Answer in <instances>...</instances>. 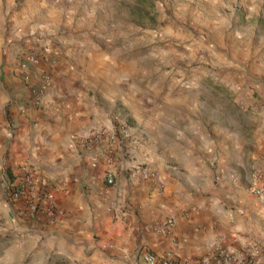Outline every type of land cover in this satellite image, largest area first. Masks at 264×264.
<instances>
[{"label": "crops", "instance_id": "1", "mask_svg": "<svg viewBox=\"0 0 264 264\" xmlns=\"http://www.w3.org/2000/svg\"><path fill=\"white\" fill-rule=\"evenodd\" d=\"M97 1L0 0V264H144L147 253L185 261L243 242L264 264V104L243 127L242 98L222 80L232 109L210 108L217 116L203 121L199 93L150 99L138 68L80 38ZM205 1L241 24L264 5ZM236 36L232 61L246 70L251 41ZM29 58L37 106L17 68ZM24 173L37 182L36 211L9 196Z\"/></svg>", "mask_w": 264, "mask_h": 264}, {"label": "rangeland", "instance_id": "2", "mask_svg": "<svg viewBox=\"0 0 264 264\" xmlns=\"http://www.w3.org/2000/svg\"><path fill=\"white\" fill-rule=\"evenodd\" d=\"M88 9L96 16L89 11L90 16L79 21L80 38L98 51L107 48L116 61L127 62L135 71L138 68L140 90L150 99L199 93L205 102L203 121L217 116L210 108L232 109V92L222 80L242 98L235 109L242 126L261 119L264 76L249 70L264 69V5L256 22L242 24L205 0H98ZM238 30L251 41L246 70L241 67L245 61L239 68L232 61L231 47L241 38L236 36ZM224 41L230 46L222 45ZM206 77L209 81L201 83ZM248 97L255 102L248 103ZM245 130L242 135H247Z\"/></svg>", "mask_w": 264, "mask_h": 264}, {"label": "built area", "instance_id": "3", "mask_svg": "<svg viewBox=\"0 0 264 264\" xmlns=\"http://www.w3.org/2000/svg\"><path fill=\"white\" fill-rule=\"evenodd\" d=\"M28 61L32 63H36L34 58H29V60L21 61L17 68L20 73V79L29 87L31 92V98L34 105H40V96L41 91L39 90L32 82L29 74H28ZM42 82L44 87L51 86V79L47 75H43ZM105 136V132L101 133V136ZM112 158L107 157L108 164H111ZM146 176H151L154 178L156 174L153 172L147 171ZM105 181L107 186L114 185V177L111 172H108L105 175ZM36 180L35 178L28 173H24L22 178L20 179V183L17 186H13L10 190V195L14 200L20 201L22 200L25 206L31 211H36V206H34L30 202V196L36 192ZM254 193L256 195H260V190H255ZM46 211L49 214L50 219H52L55 215L53 202L47 199L46 202ZM172 221H166V225L172 226ZM260 256V251L257 246L251 244L250 242H243L239 248L235 250H227V249H217L211 254H207L201 256L196 259H189L185 261H180L175 259L170 253H166L163 255H154L151 253L144 254L143 262L144 264H253L255 260Z\"/></svg>", "mask_w": 264, "mask_h": 264}]
</instances>
